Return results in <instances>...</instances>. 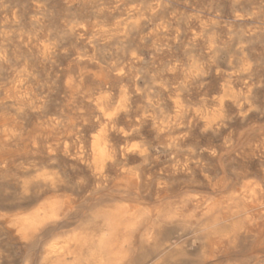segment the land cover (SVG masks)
<instances>
[{"label":"rangeland","instance_id":"1","mask_svg":"<svg viewBox=\"0 0 264 264\" xmlns=\"http://www.w3.org/2000/svg\"><path fill=\"white\" fill-rule=\"evenodd\" d=\"M263 142L264 0H0V264H264ZM45 203L25 239L1 222Z\"/></svg>","mask_w":264,"mask_h":264},{"label":"bare ground","instance_id":"2","mask_svg":"<svg viewBox=\"0 0 264 264\" xmlns=\"http://www.w3.org/2000/svg\"><path fill=\"white\" fill-rule=\"evenodd\" d=\"M203 114H205V113H203ZM206 116H207V114H205ZM211 115V114H210ZM204 116V115H203ZM205 116V117H206ZM210 117V116H209ZM12 129V128H11ZM217 131V130H216ZM108 134V133H107ZM107 134H105V133H103V134H101L97 139H96V141H95V143H94V146H95V149H94V151H95V153L94 154H96V159H98L97 160V165L100 167V168H103L104 166H106V164L108 163V161L109 160H111L112 159V157H113V155L116 153H114V151H113V148H112V146L110 145V141L108 140V137H107ZM92 137V136H91ZM263 137V136H262ZM261 140V139H260ZM257 142H258V140H257ZM232 143V142H231ZM264 143V142H263ZM113 144V143H112ZM254 144H256V143H254ZM257 146V145H256ZM228 147H230V145L228 146ZM255 148H257V147H255ZM249 152V151H248ZM216 153V152H215ZM250 153V152H249ZM251 154V153H250ZM214 155V154H213ZM252 155H253V153H252ZM258 155V154H257ZM95 156V155H94ZM211 156V155H210ZM217 156H218V154H217ZM260 156V155H259ZM117 157V156H116ZM258 158V157H257ZM260 158V157H259ZM264 158V157H263ZM110 163V162H109ZM96 165V164H95ZM97 168V167H96ZM100 170V169H99ZM242 172V171H241ZM248 172V171H247ZM261 173H262V171H260ZM206 174V173H205ZM259 174V173H258ZM253 175V174H252ZM255 175V174H254ZM254 175H253V177H254ZM129 176V175H128ZM130 177V176H129ZM252 177V178H253ZM259 177V176H258ZM241 178V177H240ZM259 179V178H258ZM257 179V180H258ZM220 180H222V179H220ZM219 180V181H220ZM256 180V179H255ZM257 180L256 181H254V182H252L251 184H249L248 185V189H246V190H248L247 192H248V195L246 196V198L248 199V200H250V201H258V200H260L261 198V194H262V185H261V183H259V182H257ZM218 181V180H217ZM218 181V182H219ZM263 181V180H262ZM221 182V181H220ZM244 182V181H243ZM240 183H242V182H240ZM218 184V183H217ZM244 184V183H243ZM27 185H28V182L26 181L24 184H23V187L24 188H26L27 187ZM241 185V184H240ZM22 187V188H23ZM218 191L220 190V189H217ZM223 190H225L224 188H223ZM222 190V191H223ZM243 190V189H242ZM245 190V189H244ZM264 190V189H263ZM221 191V190H220ZM234 191V190H233ZM246 192V191H245ZM230 193V192H229ZM232 193V192H231ZM242 193V192H241ZM227 196V195H226ZM231 196V195H230ZM229 196V197H230ZM234 196H235V194H234ZM234 196H232L231 198V200H233V204L232 205H227L226 206V208H225V211H224V213H226V214H228V215H235V214H237V213H239L241 210H243V209H245L243 206H240L239 205V202H240V200H242V198L243 197H238V198H236V196L234 197ZM162 197V196H161ZM202 197V196H201ZM210 197V196H209ZM263 197V196H262ZM197 198V197H196ZM206 198V197H205ZM214 198V197H213ZM32 199V198H31ZM195 199V198H194ZM199 199H200V197H199ZM204 199V198H203ZM216 199V198H215ZM30 200V199H29ZM213 200V199H212ZM218 200V199H217ZM229 201V200H228ZM247 201V200H246ZM37 203V202H36ZM201 203V202H200ZM215 203H216V201H215ZM46 204V203H45ZM196 204V203H195ZM194 204V205H195ZM198 204V203H197ZM221 204H222V202H221ZM200 205V204H199ZM212 205V204H211ZM257 205V204H256ZM259 205V204H258ZM37 206V205H36ZM207 206V205H206ZM215 206V205H214ZM213 206V207H214ZM225 206V205H224ZM204 207V206H203ZM207 207H210V206H207ZM206 207V208H207ZM219 207V206H218ZM212 208V207H211ZM55 209V206H54V204L53 203H48V205L46 204V206H40V207H38V208H36V209H32L31 211L32 212H30V213H13V214H11V215H6V214H3L2 215V217H1V222L3 223V224H5V228H6V230H8V231H10V232H12V233H14V235L16 236V237H18L19 238V240L21 239H25L30 233H31V231L34 229V228H36L39 224H41L45 219H47V218H49V217H51L52 215H53V213H54V210ZM60 209V208H59ZM130 209V208H129ZM162 209V208H161ZM198 209H200V208H198ZM208 209H210V208H208ZM217 209V208H216ZM210 210H212V209H210ZM215 210V209H214ZM218 210H219V208H218ZM217 210V211H218ZM224 210V209H223ZM128 211V210H127ZM165 210H163V212H164ZM199 211V210H198ZM201 211V210H200ZM220 211H221V209H220ZM263 211V210H262ZM169 212V211H168ZM243 212V211H242ZM241 212V213H242ZM55 213H57V212H55ZM144 213H145V211H144ZM206 213H208V212H206ZM218 213H220V212H218ZM241 213H239V214H241ZM247 213V212H246ZM246 213H244V214H246ZM128 214V213H127ZM164 214V213H163ZM175 214V213H174ZM215 214V213H214ZM214 214H212V216L214 215ZM124 215V214H123ZM123 215H122V217H123ZM145 215V214H144ZM149 215V214H148ZM166 215V214H165ZM179 215V214H178ZM206 215V214H205ZM216 215V214H215ZM214 215V216H215ZM262 215H264V212L260 215V217L262 216ZM56 216H59V215H56ZM116 216V215H115ZM146 216H147V214H146ZM184 216H186V215H184ZM211 216V217H212ZM218 216V215H217ZM109 217V216H108ZM158 217V216H157ZM180 217V216H179ZM95 218V217H94ZM117 218V217H116ZM124 218V217H123ZM142 218H145V217H142ZM173 218V217H172ZM177 218V217H176ZM180 218H182V217H180ZM179 218V219H180ZM200 218V217H199ZM198 218V219H199ZM206 218V217H205ZM216 218V217H215ZM214 218V219H215ZM230 218V217H229ZM232 218V217H231ZM230 218V219H231ZM236 218H238V217H236ZM239 218H241V217H239ZM262 218V217H261ZM99 219V218H98ZM97 219V220H98ZM102 219V218H101ZM100 219V220H101ZM114 219V218H113ZM130 219V218H129ZM132 219V218H131ZM130 219V220H131ZM162 219V218H161ZM168 219V218H167ZM202 219V218H201ZM255 219H256V216L255 215H253V214H247L244 218H242V219H238V220H235L234 222H232L230 225H229V231L228 232H225V231H223V228L221 229V228H216L215 226H211L212 228H209L208 229V231L206 232V237L208 238V239H210V240H212L213 242H215V244L216 243H219V244H222V243H224L225 242V237L227 236V234H228V236H229V238H231L232 240H234L235 238H236V236H237V234L239 233V229H240V227H242L243 225H244V223L246 224V223H248V225H249V223H252L253 221H255ZM48 220V219H47ZM92 220V219H91ZM94 220V219H93ZM106 220H108V219H106ZM115 220V219H114ZM144 220V219H143ZM146 220V219H145ZM173 220V219H172ZM184 220V219H183ZM211 220V219H210ZM213 220V219H212ZM217 220H219V219H217ZM133 221H134V219H133ZM132 220H131V222H133ZM175 221H176V219H175ZM223 221V220H222ZM225 221V220H224ZM223 221V223H225ZM230 221H232V219L230 220ZM47 222V221H46ZM45 222V223H46ZM53 222V221H52ZM88 222V221H87ZM102 222V221H101ZM128 222H129V220H128ZM151 222V221H150ZM168 222V221H167ZM173 222V221H172ZM202 222L203 221H201V224H202ZM209 222V221H208ZM207 222V223H208ZM218 222V221H217ZM216 222V223H217ZM259 222V221H258ZM93 223H96V222H92V224ZM111 223V222H110ZM166 223V222H165ZM174 223V222H173ZM203 223H206V222H203ZM87 224V223H86ZM98 224H100V223H98ZM105 224V223H104ZM122 224V223H121ZM146 224V223H145ZM160 224H161V222H160ZM197 224V223H196ZM42 225H44V224H41V226ZM169 225V224H168ZM170 225H171V223H170ZM205 225V224H204ZM210 225H212V224H210ZM214 225V224H213ZM220 225V224H219ZM222 225V224H221ZM223 225H225V224H223ZM85 226H87V225H85ZM104 226V225H103ZM127 226V225H126ZM125 226V227H126ZM131 226V225H130ZM129 226V227H130ZM138 226V225H137ZM158 226V225H157ZM199 226H201V225H199ZM228 226V224L226 225V227ZM258 226V225H257ZM97 227H99V225L97 226ZM105 227V226H104ZM124 227V228H125ZM128 227V228H129ZM132 227V226H131ZM221 227V226H220ZM224 227V226H223ZM100 228H102V227H100ZM108 228V227H107ZM121 228V227H120ZM145 228V227H144ZM195 228V227H194ZM257 228V227H256ZM41 229V228H40ZM104 229V228H103ZM130 229V228H129ZM141 229V228H140ZM193 229V228H192ZM191 229V230H192ZM204 229V228H203ZM224 229H227V228H224ZM260 229V228H259ZM37 230V229H36ZM117 230V229H116ZM134 230H136V229H134ZM147 230V229H146ZM154 230V229H153ZM158 230V229H157ZM202 230V229H201ZM200 230V231H201ZM205 230H207V229H205ZM85 231H86V228H85ZM104 231V230H103ZM133 231V230H132ZM155 231V230H154ZM199 231V232H200ZM247 231V230H246ZM34 232V231H33ZM38 232V231H37ZM36 232V233H37ZM101 232V231H100ZM99 232V233H100ZM123 232V231H122ZM143 232V231H142ZM146 232V231H145ZM151 232H153V231H151ZM158 232V231H157ZM202 232V231H201ZM245 232V231H244ZM255 232H256V229H255ZM85 232H83V234H84ZM111 233V232H110ZM147 233H148V231H147ZM154 233V232H153ZM75 234V233H74ZM74 234L73 235H71L70 237L72 238V236H74ZM89 234V233H88ZM87 234V235H88ZM108 234V233H107ZM122 234V233H121ZM120 234V235H121ZM144 234V233H143ZM256 234V233H255ZM254 234V235H255ZM60 235V234H59ZM98 235H100V234H98ZM104 235H105V233H104ZM119 235V234H118ZM145 235V234H144ZM149 235H150V233H149ZM201 235V234H200ZM205 235H203V236H205ZM245 235V234H244ZM243 235V236H244ZM64 236V235H63ZM91 236H93V235H91ZM90 236V237H91ZM102 236V235H101ZM199 236V235H198ZM242 236V237H243ZM34 237V236H33ZM39 237V236H38ZM53 237V236H52ZM88 237V236H87ZM86 237V238H87ZM195 237V236H194ZM31 238V237H30ZM75 237H73V239H74ZM84 238V237H83ZM101 238V237H100ZM147 238H149L148 236H147ZM228 238V237H227ZM226 238V239H227ZM238 238V237H237ZM245 238V237H244ZM39 239V238H38ZM70 239V238H69ZM146 239V238H145ZM195 239V238H194ZM204 239H205V237H204ZM246 240H247V237L245 238ZM254 239V238H253ZM263 239H264V237H263ZM49 240V239H48ZM62 240V239H61ZM75 240V239H74ZM77 240V239H76ZM96 240H98V237H96ZM100 240V239H99ZM106 240V239H105ZM191 240V239H190ZM207 240V239H206ZM230 240V239H229ZM240 240V239H239ZM67 241V240H66ZM84 241V240H83ZM87 241V240H86ZM103 241V240H102ZM122 241V240H121ZM125 241V240H124ZM123 241V242H124ZM192 241V240H191ZM195 241V240H194ZM208 241V240H207ZM235 241V240H234ZM249 241V240H248ZM31 242V241H30ZM48 242V241H47ZM78 242V241H77ZM106 242V241H105ZM109 242H110V240H109ZM160 242V241H159ZM170 242V241H169ZM168 242V243H169ZM235 242H237V241H235ZM247 242V241H246ZM96 243V242H95ZM113 243V242H112ZM142 243V242H141ZM161 243H163V242H161ZM167 243V242H166ZM234 243V242H233ZM240 243V242H239ZM249 243V242H248ZM25 244V243H24ZM79 244V243H78ZM81 244V243H80ZM103 244V243H102ZM101 244V245H102ZM145 244H147V243H145ZM237 244V243H236ZM73 245V244H72ZM159 245H160V243H159ZM175 245V243L173 244V246ZM176 245H178V244H176ZM175 245V246H176ZM180 245V244H179ZM217 245V244H216ZM238 245V244H237ZM261 245V244H260ZM82 246V245H81ZM106 246V245H105ZM109 246H110V244H109ZM108 246V247H109ZM124 246V245H123ZM149 246V245H148ZM158 246V245H157ZM163 246V245H162ZM203 246V245H202ZM213 246V245H212ZM65 247H66V245L64 244V243H62L61 241H53L47 248H46V255H47V257L46 258H51L52 260H51V262H50V264H102V262H103V259L105 260V259H107V257H105V258H103L101 255H100V253H99V249L98 248H95V253L92 255H90V256H85V257H83L82 259H73V260H71V262H69V263H66L65 261H64V249H65ZM73 247V246H72ZM87 247V246H86ZM102 247L103 246H101V249L100 250H102ZM113 247V246H112ZM180 247H181V245H180ZM192 247V246H191ZM211 247V246H210ZM122 248V247H121ZM164 248V247H163ZM173 248V247H172ZM208 248V247H207ZM220 248H222L221 246H220ZM158 249V248H157ZM162 249V248H161ZM169 249V248H168ZM180 249V248H179ZM217 249H219V248H217ZM94 250V249H93ZM104 250H106V249H104ZM163 250V249H162ZM166 250V249H165ZM212 250V249H211ZM224 250V249H223ZM228 250H230V248H228ZM157 251V250H156ZM78 252V251H77ZM119 252H121V251H119ZM166 252V251H165ZM206 252V251H205ZM208 252V251H207ZM206 252V253H207ZM220 252H222V251H220ZM79 253V252H78ZM81 253V252H80ZM126 253V252H125ZM162 253V252H161ZM161 253H158V254H160L161 255ZM164 253V252H163ZM67 254H68V252H67ZM114 254V253H113ZM212 254V253H211ZM264 254V253H263ZM73 255V254H72ZM82 255H84V254H82ZM121 255V254H120ZM153 255V254H152ZM169 255V254H168ZM204 255V254H203ZM41 256V255H40ZM39 256V257H40ZM73 256H75V255H73ZM78 256H81V255H78ZM108 256V255H107ZM129 256V255H128ZM149 256H151V255H149ZM157 256V255H156ZM155 256V257H156ZM165 256V255H164ZM209 256V255H208ZM67 257V256H66ZM82 257V256H81ZM127 257V256H126ZM171 257V256H170ZM43 258H45L44 256H43ZM71 258V257H70ZM76 258V257H75ZM167 258V257H166ZM264 258V257H263ZM4 259V258H3ZM42 259V258H41ZM63 259V260H62ZM154 259H158V258H154ZM160 259V258H159ZM62 260V261H61ZM120 260H121V258H120ZM145 260V259H144ZM164 260V259H163ZM171 260V259H170ZM109 261V260H108ZM113 261V260H112ZM37 262V261H36ZM41 262V261H40ZM49 262V261H48ZM115 262V261H114ZM172 262V261H171ZM2 263H3V261H2ZM105 263V262H104ZM107 263V262H106ZM110 263V262H109ZM146 263V262H145ZM168 263V262H167ZM115 264V263H114ZM117 264V263H116ZM141 264H142V261H141ZM149 264V263H148ZM166 264V263H165Z\"/></svg>","mask_w":264,"mask_h":264}]
</instances>
